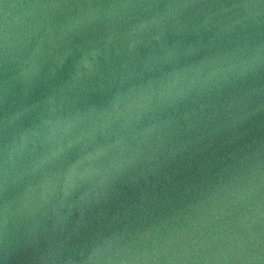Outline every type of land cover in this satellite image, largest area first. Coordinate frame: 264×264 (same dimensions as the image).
Segmentation results:
<instances>
[{
    "label": "water",
    "instance_id": "obj_1",
    "mask_svg": "<svg viewBox=\"0 0 264 264\" xmlns=\"http://www.w3.org/2000/svg\"><path fill=\"white\" fill-rule=\"evenodd\" d=\"M0 264H264V0H0Z\"/></svg>",
    "mask_w": 264,
    "mask_h": 264
}]
</instances>
